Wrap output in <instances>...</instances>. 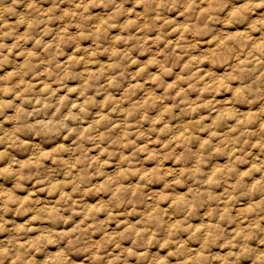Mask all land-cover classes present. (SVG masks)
I'll use <instances>...</instances> for the list:
<instances>
[{
    "label": "clouds",
    "instance_id": "1",
    "mask_svg": "<svg viewBox=\"0 0 264 264\" xmlns=\"http://www.w3.org/2000/svg\"><path fill=\"white\" fill-rule=\"evenodd\" d=\"M0 264H264V0H0Z\"/></svg>",
    "mask_w": 264,
    "mask_h": 264
}]
</instances>
